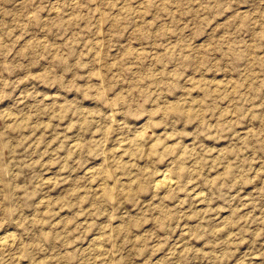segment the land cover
<instances>
[{
	"label": "rangeland",
	"instance_id": "1",
	"mask_svg": "<svg viewBox=\"0 0 264 264\" xmlns=\"http://www.w3.org/2000/svg\"><path fill=\"white\" fill-rule=\"evenodd\" d=\"M0 264H264V0H0Z\"/></svg>",
	"mask_w": 264,
	"mask_h": 264
},
{
	"label": "bare ground",
	"instance_id": "2",
	"mask_svg": "<svg viewBox=\"0 0 264 264\" xmlns=\"http://www.w3.org/2000/svg\"><path fill=\"white\" fill-rule=\"evenodd\" d=\"M165 182V181H164Z\"/></svg>",
	"mask_w": 264,
	"mask_h": 264
}]
</instances>
